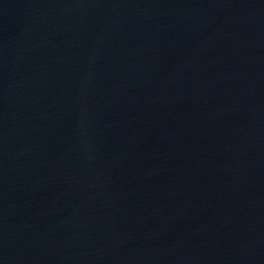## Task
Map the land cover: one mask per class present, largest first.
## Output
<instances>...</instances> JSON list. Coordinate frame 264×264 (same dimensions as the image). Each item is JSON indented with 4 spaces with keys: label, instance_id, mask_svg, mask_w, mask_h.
<instances>
[{
    "label": "water",
    "instance_id": "water-1",
    "mask_svg": "<svg viewBox=\"0 0 264 264\" xmlns=\"http://www.w3.org/2000/svg\"><path fill=\"white\" fill-rule=\"evenodd\" d=\"M0 264H264V0H0Z\"/></svg>",
    "mask_w": 264,
    "mask_h": 264
}]
</instances>
